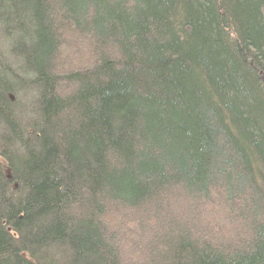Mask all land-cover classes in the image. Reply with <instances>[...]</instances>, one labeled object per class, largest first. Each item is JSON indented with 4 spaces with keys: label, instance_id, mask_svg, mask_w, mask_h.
Masks as SVG:
<instances>
[{
    "label": "trees",
    "instance_id": "trees-1",
    "mask_svg": "<svg viewBox=\"0 0 264 264\" xmlns=\"http://www.w3.org/2000/svg\"><path fill=\"white\" fill-rule=\"evenodd\" d=\"M0 264H264V0H0Z\"/></svg>",
    "mask_w": 264,
    "mask_h": 264
},
{
    "label": "rangeland",
    "instance_id": "rangeland-1",
    "mask_svg": "<svg viewBox=\"0 0 264 264\" xmlns=\"http://www.w3.org/2000/svg\"><path fill=\"white\" fill-rule=\"evenodd\" d=\"M68 38V37H67ZM75 40H78V39H75ZM78 41H80V40H78ZM77 44L78 45H80V46H85L87 43H85V44H83V42L81 41V44H79L78 42H77ZM72 47L71 48H69V49H65V51L63 52V55H62V52H61V54H60V59L62 58L63 59V57H65L66 56V59H68V57H71L70 55H71V53H73V52H75L72 48H73V44L71 45ZM88 47H89V45H87ZM87 46L85 47V49L86 50H88L87 49ZM74 49L76 50V46H74ZM85 50V51H86ZM64 53H66V54H64ZM85 54H87V56L88 57H90V53H91V51L89 52V51H86V52H84ZM72 58V59H71ZM69 60L70 61H72L75 57H71ZM61 61V60H60ZM73 62L75 63L76 61H74L73 60ZM59 63V62H58ZM34 94L33 93H31V91H28V90H23V91H19L18 90V93H17V96H16V98H15V103L18 105V107H21V108H23V107H29V108H32L33 109V107L36 105V103L34 102L35 101V97L33 96Z\"/></svg>",
    "mask_w": 264,
    "mask_h": 264
}]
</instances>
